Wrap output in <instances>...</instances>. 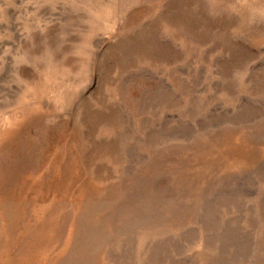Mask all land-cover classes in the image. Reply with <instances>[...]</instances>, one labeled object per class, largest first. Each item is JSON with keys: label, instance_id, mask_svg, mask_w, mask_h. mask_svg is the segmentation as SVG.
<instances>
[{"label": "rangeland", "instance_id": "374dc122", "mask_svg": "<svg viewBox=\"0 0 264 264\" xmlns=\"http://www.w3.org/2000/svg\"><path fill=\"white\" fill-rule=\"evenodd\" d=\"M0 264H264V0H0Z\"/></svg>", "mask_w": 264, "mask_h": 264}]
</instances>
